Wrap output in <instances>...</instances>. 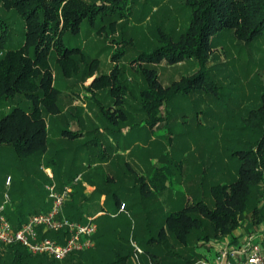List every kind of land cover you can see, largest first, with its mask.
<instances>
[{"label":"trees","instance_id":"trees-1","mask_svg":"<svg viewBox=\"0 0 264 264\" xmlns=\"http://www.w3.org/2000/svg\"><path fill=\"white\" fill-rule=\"evenodd\" d=\"M135 1L104 0L102 7H98L96 2L89 4L85 0H0V7L18 14L25 25L23 44L17 48H10L0 55V157H12L14 160L17 157L20 161L45 157L50 151L51 133L61 132V135L67 138L66 146L46 158V168L53 169L58 188L73 185L74 192L64 206L66 218L72 221L86 222L82 213L89 203V198L83 195L81 180L73 184L75 178L81 175L83 181L97 185L95 178L99 177V173L97 174V169H92V166L98 161L104 162L107 157L103 141L99 136L89 140L85 145H75L76 141L90 135L91 130L73 132L69 128L58 130L54 127L50 128L47 118L54 120L60 117L67 122L71 116L78 124L80 122L77 114L65 115L63 112L60 104L61 93L56 83L58 74H55L52 65L55 64L58 73L64 78H72L82 73L83 66L90 65L86 59L87 55L79 48H67L64 35L70 32L76 34L84 21L93 22L100 12L104 15L116 13L124 19L131 13V4ZM186 5L190 10L188 26L178 38L164 37L163 46L152 53H144L134 61V64L139 62L136 71L143 81V86L138 89L140 110L133 108L136 110L135 113L140 111L143 113V119L138 125L141 129L153 131L156 124L163 119L162 107L165 106L167 109L168 101L172 96L191 92L193 84L197 83V86H201L205 78H209L211 88L205 86V90H214L216 83L207 64L210 55L219 46L225 47L228 38L241 43L239 52L244 49H249L251 52L256 50L257 55L260 56L259 61L254 62L252 55L248 53L247 56L251 57V60L246 63L247 67L252 63L254 66L264 67V0H186ZM125 10L127 14L124 13ZM10 37L11 23L0 15V47L9 41ZM121 55L122 52L115 53L112 58L121 59ZM191 60L199 66L196 74L179 82H173L169 87L162 86L154 66L163 61L177 65ZM149 65L153 67L149 68ZM96 68V64L90 65L88 70L89 78L95 76L94 81L87 88L93 96L88 100L90 104L95 101L94 104L99 108L96 115L99 114L100 123H104L105 130L114 134L115 127L131 121L132 114L126 110L125 98L116 95L113 105L104 107L95 97L108 86H111L110 92L113 95L115 91L120 92V90L127 94L129 88L127 89L120 82L117 83L121 80L119 78L122 72L118 67L115 66L107 75L98 74ZM248 76V73L245 74V78L248 79ZM199 81L201 83H198ZM257 96V107L247 111L244 117L243 129L245 133L248 132L250 139L243 142V150L235 151L232 156L236 171L235 180L228 184L220 183L209 187L211 205L202 201L206 194L202 191L204 196L202 199L196 197L195 202L186 203L179 210L163 212L162 217L160 216L161 220L156 222L149 220L152 210H147L145 206L142 212L144 211L147 217L143 226L139 228L122 224L114 226L108 222L100 227L94 236L96 239L94 251L76 252L63 261H57L46 255L33 256L25 247L14 244L7 246L4 254L0 255V264H136L131 239L143 249L142 264H194L202 258H207V252L213 253L212 245L204 253L197 252L198 243L221 242L233 235L247 217L251 221L252 230L263 227V82L259 83ZM94 131L98 132L97 129ZM85 146H87V159L86 161L80 159L77 163L76 156ZM70 150L74 157L71 164L66 165L60 153ZM1 163L0 160V172ZM164 169V167L157 169L149 177L141 176L138 180L141 185L140 190L149 202L152 199L147 197L151 193L165 191L168 183L170 187L172 186L171 176L168 172L165 174ZM103 176L104 184L110 186L112 180L106 175ZM30 184L34 191L40 190L37 186L33 188L32 182ZM15 186L17 184L13 183L10 191L14 189L13 192L23 193V188L20 190ZM106 191L109 197L112 196L113 200L111 198L110 200L114 201L118 210L122 204H125L127 210H132L134 216L138 214L134 212L137 204L129 207L126 202L113 194L112 189L107 188ZM36 201V209L29 215L47 211L42 201ZM30 203L31 201L22 200L14 207L6 208L5 214L16 228L26 221V209L29 208ZM108 220L110 219L107 218ZM118 229L120 232L114 234L110 231ZM45 236L57 238L61 242L64 238L54 232H47ZM2 246L5 245L0 243V250ZM177 247H182V253L175 251ZM96 254L99 256L98 259L93 258L97 256Z\"/></svg>","mask_w":264,"mask_h":264},{"label":"rangeland","instance_id":"rangeland-1","mask_svg":"<svg viewBox=\"0 0 264 264\" xmlns=\"http://www.w3.org/2000/svg\"><path fill=\"white\" fill-rule=\"evenodd\" d=\"M85 1L89 4L96 2L98 7H102L104 4V0ZM131 6V13L124 19H121L116 13L104 15L103 12H100L93 22L84 21L76 34L70 32V34L64 35L65 46L79 48L85 53L87 62L91 66L97 65L98 74H110L115 66L122 71L119 78L121 80H117V83L124 84L130 92L128 90L127 94H124L120 90V92L115 91V95H113L110 92L111 86H108L98 92L95 98L104 107H109L113 105L116 95L123 96L126 100V110L132 114L129 123L115 127L114 134L105 130L104 123H100L99 114L96 115V112H99L97 104H94L95 101L90 104L88 100L93 96L87 88L95 79V76L88 77L90 65H84L83 72L72 78H64L58 73L55 64L52 65L55 74H58L56 83L61 93L60 104L63 107V112L65 115L77 114L80 122L78 124L76 119L71 116L67 122L60 117L54 120L47 118L50 128L54 127L55 130L69 128L73 132L91 130L90 135L75 142V145L78 146L85 145L89 140H94L99 136V139H103L104 144L110 145L112 148H116L117 142L121 144V147H128L125 156L121 155L118 150L114 155V166L122 168L127 180L113 178L108 189H112L113 194L126 202L129 207L137 204L134 207V212L138 214L134 216L132 210L125 208L124 213L115 219L114 217L118 214H112L117 213L118 208L112 201L111 205L107 204V209L100 208L106 209L108 215L97 219L99 227H103L108 222L114 226L122 224L127 227L131 226V228H139L143 226L147 217L146 213L142 212L145 206H147V210H152L148 217L149 220L160 221L163 212L179 210L184 207V204L195 202L194 199L198 196L202 199L204 197L202 191L206 192L202 201L211 205L209 187L220 183L228 184L235 180L236 171L232 156L235 151L243 150V142L250 139L248 132L245 133L243 129L244 117L247 111L257 107L259 83H264V67L254 66V63L249 67L246 66L248 60H251V57L247 56L248 53L250 56L252 55L254 62L259 61L260 56L257 55L256 50L251 52L249 49H244L239 52L241 43L228 38L225 47L219 46L210 55L207 64L216 83L214 90H205V86L211 88L209 78H205V82L201 86H197V83L193 84L191 92L172 96L168 101L167 109L165 106L162 107L163 119L156 124L153 131L141 129L138 125L143 119V113L141 111L135 113L136 110L133 108L140 110L138 89L143 86V81L136 71L139 62L134 64V61L144 53H152L163 46L165 44L164 37L178 38L188 26L190 10L186 5V0H136ZM124 13L127 14V11L125 10ZM0 15L11 23V37L0 47L1 55L2 52L23 44L25 25L21 17L13 11H7L0 7ZM121 52L122 58L113 60V55ZM152 67L149 65V68ZM153 68L156 69L158 79L164 88L169 87L173 82L191 77L199 71L198 64L193 60L177 65H170L167 61H163ZM247 73L249 74L248 79L245 78ZM123 91L125 90L123 89ZM120 128H127L124 132L126 138L121 137ZM96 129L98 132L94 131ZM56 132L51 133L49 138L51 147L45 157H33L22 161L17 157L16 161L12 157H0L2 162L0 206L3 205L5 195L8 194L11 203L7 207H14L22 200L31 201L30 210H28L31 212L36 209V200H39L43 202L47 211L51 208L46 185L53 182L58 184V181L54 177L53 169L46 168V158L52 153H56L57 150L64 149L65 141H67L61 132ZM72 145L71 143L70 146ZM60 157L65 159L67 165L71 164L74 155L71 150L62 151ZM76 158H78L77 163L80 162V159L86 161L87 146L80 149ZM126 160L128 163L125 166L128 169L119 164L120 161L122 164ZM162 166L165 168L164 173L168 172V175L171 176L173 186L164 192L151 193L147 197L152 199L149 202L140 190L141 185L138 181L142 176L140 173L149 175L153 173V170L161 169ZM92 169L96 168L92 166ZM97 170L100 171V169ZM31 172L33 173L31 174ZM84 172L87 171L84 170ZM48 173L52 174L53 179L48 176ZM10 176L11 187L13 183H16L15 187L20 190L23 188V193L13 192L14 189L10 191V187L7 186ZM115 176L117 175L115 174ZM30 182L33 183V188L37 186L40 190L36 192L31 189ZM80 183L84 188L83 195L88 197L90 194L88 192L91 191L90 184L83 181V178ZM199 183L205 185V187L202 186L203 189L200 193L197 190ZM111 197H109V201L113 200ZM28 216L29 214L26 215V217ZM107 218L110 220L107 221ZM261 229H263L262 226L259 230ZM250 232H254V230H252L251 221L247 217L233 236L240 240ZM131 240L137 243L135 240ZM218 243L219 241L198 243L197 252L204 253L209 246L218 245ZM93 248L90 250L94 251ZM6 249L7 246H2L0 255L4 254ZM182 250V247L175 248V251L179 253H182ZM133 255L136 264H142V254L138 261L135 259L134 253ZM98 257V255L93 256L94 259H98Z\"/></svg>","mask_w":264,"mask_h":264},{"label":"built area","instance_id":"built-area-1","mask_svg":"<svg viewBox=\"0 0 264 264\" xmlns=\"http://www.w3.org/2000/svg\"><path fill=\"white\" fill-rule=\"evenodd\" d=\"M48 176L53 179L51 173H48ZM81 178V175H78L73 184L78 183ZM10 184L9 177L7 186ZM46 190L51 208L46 212L29 215L18 228L5 214L10 203L9 195H5V201L0 206V243L5 246L19 244L33 256L46 255L57 261H63L73 253L93 248L94 236L98 231V216H90L83 223L72 221L64 214L65 202L73 192V185L58 188L53 182L46 185ZM121 210H125V204H122ZM47 232L64 236L63 241L45 236ZM132 245L135 259L138 261L143 250L135 242H132ZM212 247L213 256L202 258L195 264H264V226L263 229L250 232L240 240L231 235Z\"/></svg>","mask_w":264,"mask_h":264},{"label":"crops","instance_id":"crops-1","mask_svg":"<svg viewBox=\"0 0 264 264\" xmlns=\"http://www.w3.org/2000/svg\"><path fill=\"white\" fill-rule=\"evenodd\" d=\"M129 123V122H128ZM125 129H127V128H122L121 129V134H122V136L121 137H125L126 138V135L124 134V132H125ZM100 140H102L103 141V139L101 138ZM103 144H104V142H103ZM104 147V150H105V156L107 157L106 158V160L104 161V162H100V161H98V162H96L95 164H94V167L96 168V169H100V171L99 170H97L98 172H97V174L99 173V177L97 176L96 178H95V180L98 182L97 183V185H90V192H88V193H90L89 194V196L87 197V198H89V203H88V207L87 208H85L84 210H83V213H82V215H83V217H85V219H87L88 217H90V216H98L97 217V219H100L102 216H106V215H108L107 214V211H106V209H107V204L109 203V205H111L112 204V201H110V202H108L107 203V201H109V195L107 194V191H106V189L107 188H109L110 186H108L107 184H104V176L103 175H106L107 177H109V178H111V180H114V179H117V180H119V179H121V178H123V179H125V180H127V177H126V174L122 171V168L120 167V166H114L115 165V161H114V155L116 154V152H117V150H118V152L121 154V155H126V153H127V149H128V147H121V144L120 143H116L115 144V147L116 148H112V147H110V145H107V144H104L103 145ZM98 154H99V158H100V153L98 152ZM104 156V157H105ZM128 163V161L126 160L125 162H123L122 164H121V161H120V165H123V168H125V169H128L127 168V166H125L126 164ZM161 165H163V164H161ZM164 166V165H163ZM162 166V167H163ZM158 169V168H157ZM155 170H153V172H154ZM114 174V175H113ZM115 174L118 176H115ZM140 174H142V176H145L146 174L145 173H140ZM152 174V173H151ZM151 174H149V175H146L145 177H149ZM114 178V179H113ZM124 180V181H125ZM201 184V185H200ZM173 186V185H172ZM172 186L170 187V184L168 183L167 185H166V189H171L172 188ZM202 186L203 187H205V185H204V183H199L198 184V188H197V190H198V193H200L202 190L201 189H203L202 188ZM9 187H11V184H10V186ZM97 187H99L100 189H97ZM200 187V188H199ZM106 188V189H105ZM164 192V191H163ZM202 193V192H201ZM197 198H200L199 196L197 197ZM14 200H15V198H14ZM176 200V199H175ZM11 201H12V199H11ZM11 203V202H10ZM9 203V204H10ZM114 204V203H113ZM128 206V205H127ZM106 208V209H100V208ZM125 208H127V207H125ZM28 210H30L29 208H27L26 209V215H28V214H30V213H32L33 211H31V212H29ZM124 213V211H122L121 210V208L117 211V213H115V214H112V215H116V214H118L117 216H115L114 218H118V216L120 215V214H123ZM99 226H98V231H99ZM97 231V232H98ZM111 231V233L113 232V234H114V232H120L119 231V229L117 230V231H114V230H110ZM97 234V233H96ZM109 236H111V234H108ZM132 240H131V244H132ZM137 244V243H136ZM95 246H96V239L94 238V248L93 249H95ZM133 246V245H132ZM141 247V246H140ZM142 248V247H141ZM207 256L208 257H212L213 256V253H212V251L211 252H207ZM134 262L136 263V261L134 260ZM142 262V261H141ZM140 264V263H139Z\"/></svg>","mask_w":264,"mask_h":264}]
</instances>
